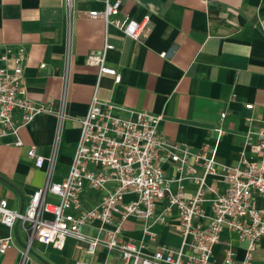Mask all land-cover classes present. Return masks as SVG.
Returning a JSON list of instances; mask_svg holds the SVG:
<instances>
[{"label": "crops", "instance_id": "1", "mask_svg": "<svg viewBox=\"0 0 264 264\" xmlns=\"http://www.w3.org/2000/svg\"><path fill=\"white\" fill-rule=\"evenodd\" d=\"M104 3L72 0L67 12L66 0H0V56L6 53L10 62L13 54L22 51L24 96L50 107L20 127L22 145H15L11 135L0 138V196L13 209L25 210L49 168L52 182L66 177L80 132L77 119L86 113L93 94L118 106L161 115L159 133L185 143L192 151L217 142L216 160L225 164L237 162L247 135L256 140L264 132V0H121L118 14L109 20L127 16L138 21L149 14L150 29L141 41L101 17L88 15L90 10H102ZM105 42L112 44L105 51V64L120 73L118 83L86 62L88 52H100ZM66 69L67 90L62 100ZM249 103L252 108L246 107ZM15 116L19 118L20 112ZM216 128L221 129L220 136ZM32 145L44 157L40 167L27 156ZM247 155L252 157L250 152ZM162 168L171 191L176 192V164L167 161ZM194 174H203L200 165L195 164ZM206 181L218 191L225 188L218 176L209 175ZM181 184L186 197L196 190L189 178ZM102 196L101 190L89 187L80 193L87 207ZM133 197L127 194L125 200ZM163 203L158 202L156 211ZM208 203H204L207 212ZM256 204L263 206L264 198L257 197ZM169 222L153 223L156 240L149 241L142 233L143 220L130 217L123 222L121 238L143 240L147 253L158 244L177 247L181 238L175 210ZM96 226L97 222L84 226L83 231L95 234ZM8 234L14 245L0 252V264H20V250L26 247L21 222L11 228L0 223V236ZM245 245L234 233L222 231L220 241L212 247L211 264L222 261L224 246L241 259ZM263 251L264 239L254 254L255 261L261 260ZM79 261L122 264L117 253L98 248L90 254L84 242L71 237L60 250L34 241L24 264Z\"/></svg>", "mask_w": 264, "mask_h": 264}, {"label": "built area", "instance_id": "2", "mask_svg": "<svg viewBox=\"0 0 264 264\" xmlns=\"http://www.w3.org/2000/svg\"><path fill=\"white\" fill-rule=\"evenodd\" d=\"M66 2L69 12L72 0ZM120 4L121 0H105L102 10H90L88 15L101 17L106 24H113L126 36L141 41L150 29V15L145 14L138 21L127 16L109 20V16L118 14ZM111 47L112 44L105 42L100 52H88L86 62L96 65L99 74L112 75L118 83L120 73L105 64V51ZM161 55L165 56V52ZM0 60L6 62L0 63V138L11 135L14 144L20 146V127L35 115L48 112L50 107L24 96L21 50L12 55L10 62L6 53ZM67 82L66 69L62 100ZM252 106L246 104L247 108ZM17 111L19 118L15 116ZM58 115L59 118L63 115L62 109ZM160 120L161 115L118 106L93 94L86 113L77 119L80 132L66 177L61 182H52L49 168L45 182L31 194L24 211L9 207L7 199L0 196V223L11 228L20 221L26 234L20 264H24L27 249L34 241L60 250L69 237L84 242L90 254L98 248L117 253L122 264H211L212 247L220 241L224 230L234 233L246 245L241 259L235 258L231 247L224 246L219 264H264V251L261 260H254L264 239V205L256 204L257 197L264 198V132H259L256 140L247 135L237 162L225 164L216 160L217 142L212 147L192 151L185 143L170 141L160 134ZM216 130L220 136L221 129ZM26 153L35 166L43 164L44 157L37 153L34 145L28 147ZM167 161L175 163L179 173L176 192L171 191L170 179L162 168V163ZM195 164L202 167V175L194 174ZM209 175L221 178L225 184L223 191L207 183ZM186 178L196 184L190 197L185 196L181 184ZM85 187L101 190V200L93 206H85L80 198ZM127 194L134 197L125 200ZM206 201H209V212L204 206ZM158 202L164 203L156 211ZM173 210L177 212V231L181 238L177 247L158 244L147 253L143 251V240L134 242L121 238L123 222L134 217L144 222L143 236L155 241L156 233L151 225L169 224ZM95 222V234L83 231L84 226ZM13 245L10 234L0 236V252Z\"/></svg>", "mask_w": 264, "mask_h": 264}, {"label": "rangeland", "instance_id": "3", "mask_svg": "<svg viewBox=\"0 0 264 264\" xmlns=\"http://www.w3.org/2000/svg\"><path fill=\"white\" fill-rule=\"evenodd\" d=\"M125 225V224H124Z\"/></svg>", "mask_w": 264, "mask_h": 264}]
</instances>
